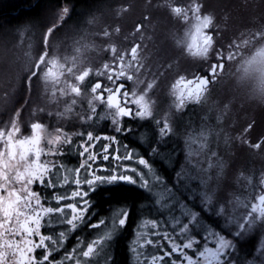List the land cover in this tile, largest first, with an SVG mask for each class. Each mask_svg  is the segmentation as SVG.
I'll use <instances>...</instances> for the list:
<instances>
[{"label":"rangeland","instance_id":"rangeland-1","mask_svg":"<svg viewBox=\"0 0 264 264\" xmlns=\"http://www.w3.org/2000/svg\"><path fill=\"white\" fill-rule=\"evenodd\" d=\"M128 1L96 9L93 14H89L93 7L76 13L69 9L64 17L54 11L48 23L32 22L18 26L16 32L3 27L0 113L9 112L10 98L25 97L12 104L10 113L19 119H34L26 121L31 122L26 132L35 142L42 133L46 139L52 138L53 127L45 126L50 122L66 126L77 120L83 130L89 128L95 111L101 108L94 83L98 76L109 78L112 68L118 71L119 62L128 60L138 41L133 58L143 62L135 70L128 96L135 116L127 125L117 110L108 111L103 114L104 134L125 133L131 142H136L135 129L141 130L138 133L152 129L156 141L169 133L184 136L182 146L189 152L186 159L192 170H184L183 175L190 179L199 174L198 188L210 205L205 209L211 213L218 207L228 219L236 215L233 223L237 224L242 194L251 193L250 186L255 193L264 187V0ZM73 19L76 24L68 27ZM139 23L143 25L140 31ZM204 39L210 40L206 46ZM222 63L225 68L217 70L213 85L203 95L188 98L182 82ZM191 109L198 111L191 116L199 118L193 124L190 118L182 119L194 111ZM9 118L6 123L11 122ZM183 124L188 128L179 134L176 128ZM121 150L124 152L123 146ZM127 153L128 149L123 154ZM144 153L147 160L154 161L153 152ZM196 162L199 167L194 171ZM223 173L225 178L220 180ZM180 206L183 215L177 208L174 214L179 223L174 219L172 225L190 219L192 212ZM214 219L222 218L214 215ZM203 225L200 219L194 230H203Z\"/></svg>","mask_w":264,"mask_h":264},{"label":"flooded vegetation","instance_id":"flooded-vegetation-1","mask_svg":"<svg viewBox=\"0 0 264 264\" xmlns=\"http://www.w3.org/2000/svg\"><path fill=\"white\" fill-rule=\"evenodd\" d=\"M7 1L13 0H0V4H4ZM127 2L129 1L99 0L91 4V7H93V10L108 9L117 7L120 4L126 5ZM73 8L72 3L64 2L61 6L51 9L52 11L47 10L44 22L48 23L51 21L54 11L63 13L62 17H64L67 11ZM182 15L180 14V16ZM39 20L40 18H35L31 22L38 23ZM142 27L143 25L139 23L137 30L140 31ZM190 32L191 29L188 31V34ZM139 34L137 33L136 36H139ZM50 35L51 30L47 32V40ZM206 41L207 39L203 40L204 46L207 45ZM139 45L140 43L137 41L134 48L130 51L126 62H119L121 69H118L120 71L112 68L111 75L107 78L108 80L103 76H98L97 81L94 83V94L97 96L101 107L109 108L108 96L118 86L122 85L124 86L121 94L122 102L117 108L110 110H117L119 112L121 107L126 106L133 109V116H135V109L128 96L132 90L133 77L136 75L135 70L143 62L142 58L137 60L133 58ZM197 45V47H200L199 43ZM201 76H207V74L200 72L194 76L195 78H192L196 79ZM111 80H113V84H110ZM99 82L100 86L97 85ZM194 84L195 82L184 89V91H187L188 98L199 97L207 91L203 90L200 92L198 89L189 95V91ZM101 95L103 97H100ZM10 99H12V103L9 105V112L0 113V196L7 199L10 193L16 192L21 197L27 198L29 193H38L39 197L32 196L33 214L37 212L43 213L45 207L52 208L54 213L46 217L41 215V234L51 236L56 241V244H53L50 240L45 241L47 251L52 253L50 260L53 261V264H76L77 261L80 264H118L117 261L121 249L125 255V264H169V261H174L175 264H187V261L178 257L177 254L169 255L164 261L159 259L162 254L170 252L171 246L168 240L163 238L165 232L168 233L173 244L180 246L183 256L193 258L194 264H216L215 259L211 258L209 253H205L203 258L199 257L198 253L204 251V247L202 246L204 244L203 237L207 236L208 239L215 240L216 237L212 234L216 233L219 235L221 231L228 233L233 242V247L230 249V257L226 258L230 259V264H252L254 257L257 258L256 264H261V261H264V256L260 255L264 251V199L261 200L264 198L263 186L260 193L242 194L241 210L238 211L240 218L237 224L233 223V217L236 215L229 219L227 218L228 222H225L223 218L220 221L214 220V222L211 221L212 219L206 218L203 230L198 228L195 231V226L192 228L190 224V230L180 234L179 224L163 223L164 217L162 213L169 222L174 220L173 216L176 217V214L173 212L170 214L167 210L164 212V209H161L159 205L153 202L152 206L157 207V209L145 208L150 205L147 201L150 199L153 201L155 198V193L149 192L151 189L161 191L165 183L179 181V177L173 176L171 178L164 174L163 161L146 159L144 152H147L148 147L132 141L133 145L126 138L122 140L120 136L110 132L104 134L101 138L89 136L91 139L88 137V143L84 144V130L77 120L66 124V126L60 122L47 123L45 124L47 128L49 126L53 127L54 133L52 138L46 139L42 133L36 142L32 141L30 134L26 132L31 122L26 123V121H34V119H19L17 114L10 113V111L14 110V105L12 104L19 103L18 96ZM125 99H127V102H124ZM8 117H11L9 118L11 122L6 123L5 120ZM121 118L124 119L127 125L130 123L129 121L133 120L125 119L122 116ZM41 129L43 130L42 127ZM103 137H108L109 140H105ZM112 138H115V142L111 140ZM101 141L103 148L104 146L108 147L106 154L109 156V159L107 161L102 159V155L105 153L103 152V148L100 149L99 143ZM85 146L89 149V153L81 156L79 153L83 151ZM122 146L124 152L128 149L127 155L129 153L132 154L131 160L123 159L125 155L121 150ZM136 152L139 155L137 160L135 159L138 155H133ZM91 153L96 155V161H88V156ZM114 156H119L120 159H113ZM140 159H145L147 166L140 165L138 163ZM84 161H88L92 165V168L89 169L86 165L85 167H81ZM171 167L175 168V173L177 162L172 164ZM20 168L26 169L21 170ZM131 168H135L136 172L128 170ZM45 169L48 170L49 177L45 178L46 186H41L36 178ZM93 170L95 171V175L101 176L109 174L117 176L121 174L130 175L136 181V184L108 185L97 189L95 192H90L86 199L89 200V203L94 208L89 207L88 213L91 214L85 213V220L83 222L77 221L76 228L73 229L72 226L66 223L73 215L68 207L74 203L80 209L83 201L79 197H73L72 193L77 190L76 183L78 180L81 183L79 190L88 191V186L84 182L93 178L90 174ZM141 176L143 180L148 182L146 187H141L143 184ZM257 179L253 183H256ZM161 181L163 182L162 184ZM48 184L53 185L54 188H49ZM122 187L140 191V202L136 203L135 207L126 202L119 205L111 202L110 204L112 205L104 207L100 202L101 197L112 199L115 194L113 191L110 192L106 189L116 191ZM37 198L41 199L42 202L39 208L34 203ZM57 200L60 201L57 202ZM175 201L178 200L176 199ZM61 208L64 209V212L60 211ZM125 213H127L126 224L120 226L119 219L125 218ZM61 220L64 222L60 223ZM241 221V227L247 224V229H240L238 227V223ZM183 223H188V219H183ZM153 224L156 225L155 228ZM92 225H95V227H92ZM201 231L205 234L201 235L199 233ZM61 232L64 233L63 237H60ZM197 238L199 239V243H194L192 249L183 248V244L189 241H197ZM33 239L38 242L37 237H33ZM94 241H100V243L93 245L95 251L92 256L89 258L83 257L82 252L86 251L87 246L93 244ZM148 241H152V243L149 244ZM42 251L44 250L37 249L35 251L34 255L37 260L41 259ZM69 256L71 259L67 258Z\"/></svg>","mask_w":264,"mask_h":264},{"label":"snow or ice","instance_id":"snow-or-ice-1","mask_svg":"<svg viewBox=\"0 0 264 264\" xmlns=\"http://www.w3.org/2000/svg\"><path fill=\"white\" fill-rule=\"evenodd\" d=\"M121 132V130H118V133ZM91 139V137H89ZM105 140H109L108 137H103ZM113 142H115V138L111 139ZM196 150H193L194 153ZM103 152L105 153L102 155V159L104 161H107L109 159V156L106 154L108 152V147L103 148ZM85 153H89V149L87 146L84 147L83 151L79 154L81 156H84ZM97 157L95 154H90L88 156V161H96ZM113 159L119 160V156H114ZM123 159L125 160H131L132 154L129 153L128 155L124 156ZM88 161H84L81 164V167H85V165L91 169L92 165L88 163ZM140 165L147 166V161L145 159H140L138 161ZM199 167L198 162L193 167V170L195 171L196 168ZM132 172H136L135 168L128 169ZM93 178L86 180L84 183L88 186V191H80L79 187L81 186V183L79 180L77 181V190L72 193L73 197H79L83 204L81 205V208L78 209L77 205L72 203L68 209L71 210L73 213L71 219H68L66 223L70 226H72L73 229L76 228V222L81 221L83 222L85 220V213H88L89 207H93L89 203V200L86 199V197L89 196L90 192H95L97 189L104 188L108 185H124V184H136V181L132 178L130 175L121 174L119 176L115 174H109L107 176H101V175H95V171L93 170L90 173ZM48 176V170L45 169L43 173L39 174L36 180L39 182L41 186L45 185V178ZM50 179V178H49ZM190 179L199 182L200 175L197 174L195 176L190 177ZM141 180L143 181V184L141 187L147 186V181L143 180V177L141 176ZM163 182L161 181V184ZM49 188H54L53 185L48 184ZM108 191H112V189H106ZM35 195L39 197L38 193H29V196L27 198L21 197L19 193L13 192L8 195L7 199H4L3 196H0V264H53V261L50 260V256L52 253L50 251H47V245L45 244L46 240L52 241L53 244H56V241L52 239L51 236L42 235L41 234V215L44 217L48 216L49 214L54 213L51 207H45L44 212L40 213L37 212L33 214L32 211V196ZM175 198L172 196L170 189L167 188V186H163V189L155 194V198L153 200V203L156 205H159L161 209L168 210L171 212L174 209V205L170 203V200H174ZM60 200H57L59 202ZM34 203L36 204L37 208L41 205V199L37 198ZM123 204L118 202L116 205ZM112 205V204H110ZM175 207L181 208V215H183V209L179 204V201L175 202ZM61 212H64V209H60ZM203 211V208L201 209ZM89 215L91 213H88ZM211 214L217 215L227 221V218L225 217V214L220 211L218 207H213L211 210ZM190 216V219L188 220V223L180 224V234H183L185 232H188L189 225H192V228L196 224L200 223L201 217H197L193 215L192 213L188 214ZM126 218L127 213H125V218L119 219V225L124 226L126 224ZM173 219L177 220V223H179V218L173 216ZM64 221L61 220L60 223H63ZM241 223H238V227L240 229H247L248 225L245 224L243 227H241ZM92 227H95V225H92ZM153 227L155 228L156 225L153 224ZM220 234L217 235L216 233H213L212 235L216 237L215 240L208 239L207 236L203 237L204 244L202 245L204 247V251H201L198 253L199 257L203 258L205 256V253H209L211 258H214L216 261V264H230V259H226L230 257V249L233 247V242L229 236L228 233L225 232H219ZM64 233H60V237H63ZM33 237L38 238V242L33 239ZM163 238L165 240H168L170 244V252L162 254L159 259L161 261H164L169 255L171 254H177L178 257L184 259L187 261V264H194L193 258L189 256H183V254L180 251V246L173 244L171 239L168 236V233L165 232L163 234ZM100 241H94L93 244H89L87 246V250L82 252V256L85 258H89L94 253V244H99ZM149 244L152 243V241H148ZM194 243H199V241H189L186 244H183V248L185 249H192ZM211 245V247H209ZM37 249H43L44 251L41 252V259L37 260L36 256L34 255L35 251ZM214 249V250H213ZM135 251V249H133ZM261 256H264V251L260 253ZM68 259H71V257H67ZM155 259V257H154ZM256 259L253 258L252 264H256ZM76 264H80L79 261L76 262ZM169 264H175L174 261H169ZM261 264H264V261H261Z\"/></svg>","mask_w":264,"mask_h":264},{"label":"trees","instance_id":"trees-1","mask_svg":"<svg viewBox=\"0 0 264 264\" xmlns=\"http://www.w3.org/2000/svg\"><path fill=\"white\" fill-rule=\"evenodd\" d=\"M96 1H99V0H13L10 2H6L5 4H0V30H2L3 27L5 28L9 27L10 29L14 30L13 32H16L17 30H19V28H17L18 26L25 27L26 25H29L30 23H32L31 21L35 20V18H40L39 22H41V25H43L45 13L47 12V10L49 11L57 6H61L64 2H67L69 4L72 3L74 7L72 10L74 13H76L79 10L82 11V9H84V11L85 10L88 11L89 9H91L90 8L91 4H93ZM85 5H88V6H85ZM93 13H94V10H91V12H89V14H93ZM86 23L83 25H86ZM75 24L76 22L74 23V19H73V23L68 25V27L75 25ZM208 72L209 71H207V74ZM24 98L25 97L18 96L19 102L23 101ZM107 109L108 108L101 107L95 111L93 120H91L90 127L89 128L87 127L84 129V134H83L84 144L88 143L87 139L89 136H94V137L96 136L98 138H101L104 135L105 129L103 127V124H104L103 114L107 113L108 111L109 112L112 111V110H109V109L107 110ZM192 110L194 111L189 112L187 117L182 118L183 120L184 119L187 120V118H190L191 124H193V122L194 123L198 122V119H199V118L198 119L193 118L191 116V114L196 115L198 113L197 109H191V111ZM186 128L188 127L184 124L179 125L176 128V131L178 130L179 134H181L184 132V130H186ZM136 131H141V130H138V129L133 130L134 132L133 139L136 141L135 143L138 144V142H141L139 145L148 147L147 149L148 153L153 152L154 160L163 161L164 163L163 171L166 176H170L171 178H173V176H176L177 178L179 177V181L178 180L174 182L171 181L163 185V186L166 185L167 188L170 189L172 196L175 198L174 200L169 201L170 203L174 205V209L170 212V214L172 212L176 213L179 210L177 209V207H175V202H176L175 200L177 199L179 201V204L185 205L187 209L193 212V214L197 213L196 216L201 217V221H203L204 223H205L206 218L210 220L213 219L214 215L207 211L209 201H207L206 199H204V197H202L203 191H201V189L198 188L199 182L187 179V175L186 176L183 175L184 170L185 171L188 169L192 170L191 167L189 166L190 165L189 160L186 159V155L189 152L187 153L186 151L187 148H184L182 146L184 136H181V137L174 136L172 133V134H168L171 136L166 137L168 135L165 136L164 134L162 138L158 136L159 139L156 141L155 136L150 134V132L152 133V129L147 128L146 130H144L145 132H142V133L141 132L138 133ZM188 133H190V131H188ZM117 135L120 136L122 140L125 139V137H128V135L125 133H122L120 135L117 134ZM189 135L190 134H188V136ZM186 137H187V134H186ZM99 144H100V149H102L103 148L102 141ZM224 154L225 152H223V155ZM176 162H177V169H176V172L174 173L175 168L171 167V165ZM247 163H250V162H247ZM225 175H226L225 173L220 174V180H224ZM246 185H247V181L245 180L244 186ZM252 185H255V184H252ZM251 187L252 186H250L249 188L251 193H255L254 190H252L253 187L252 188ZM112 191L115 193L114 198L109 199V198H104L103 196L101 197L100 202L103 204L104 207L107 205H110L111 202H115V203L126 202L129 204H132V206L135 207L136 203L140 202L141 192L133 188L122 187L120 189H117L116 191L115 190H112ZM207 193H210V192H207ZM147 202H149L150 205L145 208L147 209L156 208L157 209V207L152 206V202H153L152 199L148 200ZM206 206H207V209H205ZM202 208H203V211H201ZM133 213H134V210H133ZM162 215L164 217L163 223L169 224L170 222L165 219V216L163 213ZM117 262L118 264H125V255L122 249L121 251H119Z\"/></svg>","mask_w":264,"mask_h":264},{"label":"water","instance_id":"water-1","mask_svg":"<svg viewBox=\"0 0 264 264\" xmlns=\"http://www.w3.org/2000/svg\"><path fill=\"white\" fill-rule=\"evenodd\" d=\"M208 42V41H207ZM224 68V63L221 64L219 70L222 71ZM217 69V65L214 66V70ZM214 73V71H212L210 74L212 75ZM193 82H195V84L192 86V88L189 91V95L192 94L195 90H200L203 91L206 88H209L212 84V80L210 79V75L207 76H203L200 77L198 79H190L188 81H184L182 82L183 87L186 89L188 86L192 85ZM98 86H100V82L97 83ZM124 86L120 85L117 87L116 91L114 93H112L109 97H108V102L109 105L111 107H117L118 105H120L121 103V93L123 90ZM100 97H103L102 95ZM127 100H125L126 102ZM120 112L122 115H124L127 118H131L132 117V113L133 110L131 108H127L126 106L122 107L120 109ZM264 198H262L261 200H263Z\"/></svg>","mask_w":264,"mask_h":264},{"label":"bare ground","instance_id":"bare-ground-1","mask_svg":"<svg viewBox=\"0 0 264 264\" xmlns=\"http://www.w3.org/2000/svg\"><path fill=\"white\" fill-rule=\"evenodd\" d=\"M7 2H8V1H7ZM5 3H6V2H5ZM5 3H4V4H5ZM88 5H89V4H88ZM88 5H85V6H88Z\"/></svg>","mask_w":264,"mask_h":264}]
</instances>
